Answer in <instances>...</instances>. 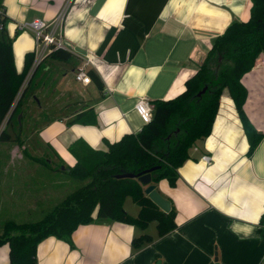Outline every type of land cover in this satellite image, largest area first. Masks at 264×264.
I'll return each mask as SVG.
<instances>
[{"label": "crops", "instance_id": "crops-1", "mask_svg": "<svg viewBox=\"0 0 264 264\" xmlns=\"http://www.w3.org/2000/svg\"><path fill=\"white\" fill-rule=\"evenodd\" d=\"M0 5L18 74L35 47L31 32L16 31L18 23H50L65 12L62 33L68 46L61 50L72 56L67 62L44 60L37 78L43 81L35 84L30 99L35 102V94H42L46 108L37 104L41 116L34 120L29 117L31 102H25L21 125L28 137L22 146L10 143L2 161L0 211L14 212L22 220H12L16 223L26 222L49 192V172L39 170L43 165L23 153L30 141L47 163L51 155L59 165L72 168L76 160L69 147L74 143L106 151L108 144L139 133L146 125L134 110L139 98L150 103L183 93L215 38L231 23L246 22L251 7L250 0H0ZM86 57L85 70L95 74L100 87L92 81L88 86L77 83L73 68L55 77L48 73V62L79 69ZM241 83L245 115L264 135L262 55ZM78 115L95 124H68ZM247 150L235 105L224 90L210 135L189 150L174 185L165 179L154 184L174 209V230L159 238L155 222L141 231L94 217L78 226L69 242L43 240L36 249V264H258L264 255V138L249 158ZM203 156L211 159L208 164ZM127 199L124 211L136 217L140 208ZM143 233L152 243L134 250L133 238ZM0 264H9L7 244L0 246Z\"/></svg>", "mask_w": 264, "mask_h": 264}, {"label": "trees", "instance_id": "trees-1", "mask_svg": "<svg viewBox=\"0 0 264 264\" xmlns=\"http://www.w3.org/2000/svg\"><path fill=\"white\" fill-rule=\"evenodd\" d=\"M250 3L249 19L231 23L215 38L199 70L186 81L183 93L170 100L149 103L153 108L152 120L139 133L125 135L118 142L108 144L106 151L92 150L81 141L69 147L76 163L72 168L59 165V171L80 182V186L43 218L5 224L0 246H9V264H36V249L43 240L55 237L69 242L75 229L90 223L94 217L130 224L141 231L155 222L159 238L174 230L173 208L169 213H163L147 198L144 186L137 179L119 176H137L159 167L151 173V183L165 179L174 185L178 169L189 158V150L210 135L224 90L235 105L248 141L246 156H252L264 135L254 129L245 115L246 90L241 79L253 68L260 55L264 57V0H250ZM0 21L3 26L0 30V127L5 124L0 131V142L22 146V108L26 100L34 95V81L44 61L27 79L34 59V54L28 53L23 70L18 74L12 40L3 33L5 16ZM71 57L70 53L59 49L47 58L67 62ZM87 73L91 81L100 87L95 74ZM203 89L205 92L197 97ZM80 118L81 115H78L68 124H95L94 119L82 121ZM24 153L26 155L25 150ZM33 160L42 163L41 160ZM43 165L48 166L47 162ZM126 198H131L140 208L136 217L124 211ZM11 231L16 233L10 234ZM149 243H152L151 236L143 233L133 238L131 245L138 250Z\"/></svg>", "mask_w": 264, "mask_h": 264}, {"label": "rangeland", "instance_id": "rangeland-1", "mask_svg": "<svg viewBox=\"0 0 264 264\" xmlns=\"http://www.w3.org/2000/svg\"><path fill=\"white\" fill-rule=\"evenodd\" d=\"M65 46H68L67 43H64ZM49 67V71L48 73L52 76L55 77L56 73H62V72H66L68 70H70L71 68H73L74 70H78L77 67H74L73 65H69V67L65 66L62 67L61 65L57 64V63H53V62H48L46 64ZM63 69V70H61ZM48 76V74H47ZM42 79V78H41ZM43 80L36 79L34 82L35 84H38V86H41ZM45 90H49L46 88V86L44 87ZM50 93V92H49ZM51 94L48 95V97ZM47 97V98H48ZM34 101L33 102L30 98L27 99L26 101H30L31 102V115L29 116L31 119L36 120L38 117L41 116V110L38 111L37 108V104L39 105V107L41 105H45L46 103V98L42 97V94H35V96L33 97ZM43 99V102H42ZM44 99H45V103H44ZM44 108H46L44 106ZM30 110V107H29ZM44 112V111H42ZM46 112V109H45ZM69 112V111H66ZM28 137V131L22 132V136L21 139L24 140ZM30 143L32 145H30L29 147H27V149H25L26 151V156L29 158H33L35 160H41L42 163H39L40 165H43L45 161V157L43 156L42 158H40L41 155V151L38 147H33V142L30 141ZM12 147V145L10 143H6V142H0V171L2 170V167L4 165V163L2 161H4V159L6 158L7 155H9V149ZM24 153V152H23ZM49 155V154H48ZM49 159V162L47 163L48 166H40L39 170H41L42 172H49L48 174V183H49V192L47 195V198H43L44 201H38V206L34 211H31V213L29 214V216H27L26 222H33V221H37L41 218H43L44 216H46L47 214H49L50 212H52L56 207H58L61 203L62 200L68 195L70 194L72 191H74L75 189H77L80 186V182L71 179L70 177H68L66 174H64L62 171H59V163L56 162L53 157L51 155L47 156ZM34 171H36V168H34ZM3 171V170H2ZM36 179L33 178V181L35 182ZM128 204H131L133 206V203L131 201L130 198L127 199ZM20 218L18 216H15L14 212L11 211H0V235L3 233V229L5 228V224L8 223L9 221H18V222H22V220H19ZM13 221V222H14ZM16 223V222H15ZM154 227V223L151 225V229ZM7 228V227H6ZM12 233H16V231H11L10 234Z\"/></svg>", "mask_w": 264, "mask_h": 264}, {"label": "built area", "instance_id": "built-area-1", "mask_svg": "<svg viewBox=\"0 0 264 264\" xmlns=\"http://www.w3.org/2000/svg\"><path fill=\"white\" fill-rule=\"evenodd\" d=\"M4 18V11L0 5V20ZM65 18V12H61L55 20L50 23L36 19L27 23H18L16 25L17 32H31L34 36V59L28 78L34 69L42 63L52 52L63 49V23ZM2 23L0 21V30L2 29ZM89 64V59L86 57V61L83 68L76 70L74 74V80L82 86H88L91 84V78L85 70V67ZM27 82V81H26ZM24 86L25 87V84ZM134 110L137 115L142 119L145 124H148L152 120L153 108L149 104L146 98H139L134 106ZM3 123L0 127V131L4 129ZM208 156H203L202 161L205 163L210 162ZM258 264H264V255Z\"/></svg>", "mask_w": 264, "mask_h": 264}, {"label": "water", "instance_id": "water-1", "mask_svg": "<svg viewBox=\"0 0 264 264\" xmlns=\"http://www.w3.org/2000/svg\"><path fill=\"white\" fill-rule=\"evenodd\" d=\"M205 92V89L200 91L197 94V97H200ZM63 169V168H62ZM159 167H153L141 173L140 175L134 176L132 174L121 175L119 178H129V179H137V181L145 187L144 194L147 198L158 207L163 213L167 214L170 212V202L165 200L155 188V185L151 183V173L158 170ZM156 264H160L157 262Z\"/></svg>", "mask_w": 264, "mask_h": 264}]
</instances>
